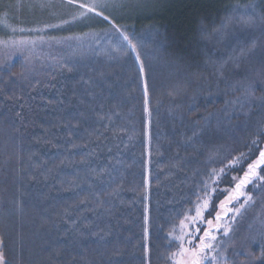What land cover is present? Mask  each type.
<instances>
[{"label": "trees", "instance_id": "obj_1", "mask_svg": "<svg viewBox=\"0 0 264 264\" xmlns=\"http://www.w3.org/2000/svg\"><path fill=\"white\" fill-rule=\"evenodd\" d=\"M120 3L107 13L135 52L117 37L75 62L0 68L8 264H171V234L213 174L264 146V0Z\"/></svg>", "mask_w": 264, "mask_h": 264}, {"label": "rangeland", "instance_id": "obj_2", "mask_svg": "<svg viewBox=\"0 0 264 264\" xmlns=\"http://www.w3.org/2000/svg\"><path fill=\"white\" fill-rule=\"evenodd\" d=\"M146 1L148 0H114L116 6L121 4L120 2L140 5ZM81 2L91 4L93 0H81ZM111 8L114 7L110 6L107 9ZM107 9L104 12L105 15H108ZM80 11L82 10L68 5L66 0H0V21H3L0 22V41L11 39L35 42L34 46L29 44L27 47L15 50V55H11L14 49L0 45V68H7L16 61L21 62L25 69L37 68L38 66L46 68L52 59H63L65 63L75 62L74 60L80 57L83 49L104 39L110 42L119 37L111 27L103 33L99 30H90L85 33L71 34H56L51 30L58 27H47L48 25L61 27L100 19L92 14L82 18L79 15ZM5 13H7L6 17ZM64 21H68V23H63ZM13 28L17 29L15 33L12 31ZM21 28L39 29L41 31L21 32L19 31ZM39 37H43V39L41 40ZM76 55L78 56L73 57ZM258 156L259 152L256 158L252 160L246 162L242 159L237 160L223 171L221 169L213 174L204 196L200 197L193 213L186 215L182 220L184 224L181 225L180 222L171 234V239L178 244L175 253L179 252L181 245V240L177 237L183 236V247L190 249L193 244H199V237L204 235L205 230H210L211 234L216 236V240L213 241L216 251L208 252L209 259L204 261V264H212L211 257L217 252H223L229 264H257L256 262H249V260H255V253L258 254L259 258L261 257L263 243L260 241L264 240V180L258 178L264 176V170L257 169V176H249L248 182L239 189L243 195H238L237 199L230 200L229 198L237 195L236 185L244 179V175L248 171V164L256 160ZM242 162L244 167L240 171H236ZM248 196H251V200L247 199ZM205 201L208 202L207 207H203ZM245 201L247 202L245 203ZM221 202L225 203L224 208L220 207ZM198 205L202 217H198L193 222L191 218L196 216ZM235 208H240V212L236 213ZM217 213L221 216L219 221L215 219ZM243 217H245L244 221H242ZM208 220L213 222L211 229L207 224ZM217 224L221 226L219 229L216 227ZM225 227L229 228L227 236L224 235ZM197 228L200 229L199 232H196ZM189 233H194L196 238L194 239ZM258 238L262 240H258ZM250 239L254 241L253 245L258 243L257 247L255 246L256 252L253 251L255 249L253 245L247 244ZM189 240L192 241L191 244ZM237 253L245 254L248 257L247 260L245 262L238 260L236 258L239 256ZM182 259H186V257L173 255L171 264H178V261Z\"/></svg>", "mask_w": 264, "mask_h": 264}, {"label": "snow or ice", "instance_id": "obj_3", "mask_svg": "<svg viewBox=\"0 0 264 264\" xmlns=\"http://www.w3.org/2000/svg\"><path fill=\"white\" fill-rule=\"evenodd\" d=\"M66 3L68 5H72L77 7L78 9H81L79 15L80 17H87L89 14H92L96 17H99L102 21L107 22L111 25V27L115 30V32L118 34V36L121 39V44H126L128 48H130L133 52L136 50L135 44L132 42V38L127 34L126 31L122 30L121 26H119L114 19H112L110 16L105 15L104 12L107 8L115 7V2L114 0H93L91 4H85L82 3L81 0H66ZM5 17L7 16V13L4 14ZM75 19V17H74ZM254 21V17L250 14L248 18V23H252ZM3 22V21H0ZM63 23H68V21H64ZM47 27L50 28H55L59 27V25H48ZM13 33L17 31V29L13 28L12 29ZM19 31L24 32V31H41L39 29H19ZM39 39H43V37H39ZM29 44H32L34 46L35 42L34 41H26V40H9V41H0V45L4 46H9L12 49H14L13 53L11 55H15V50H19L22 47H27ZM113 51H119V47H116L113 49ZM139 54L137 53L136 55V60L139 61ZM70 70V69H69ZM139 72L141 76L144 74V67L143 64H139ZM144 106H145V112L148 111V104H149V99H148V87L147 83L145 82L144 88ZM253 144H256V141H253ZM259 150V156L256 160H254L252 163L248 164V171L244 175V179L240 181L239 184L236 185L237 189V195L231 196L229 199H237L238 195H243V193L239 192V189L245 185L248 182L249 176H257V169L264 170V149H258ZM243 155V154H241ZM215 171V170H214ZM223 171V169L221 170ZM261 180H264V176H259L258 177ZM207 187V186H205ZM248 200H251V196L247 197ZM247 201H245L246 203ZM208 202L205 201L203 204V207H207ZM221 208L225 207V203L221 202L220 204ZM243 207V205H241ZM234 211L236 213L240 212V208H235ZM198 217H202L200 206L198 205L196 208V216L192 217V221L195 222V220ZM215 219L219 221L221 219V216L219 213L216 214ZM184 222L181 221V225H183ZM207 224L209 226V229H211L213 222L212 220H208ZM217 229H219L221 226L219 224L216 225ZM200 229L197 228L196 232H199ZM229 233V228L225 227L224 228V235L227 236ZM189 235L193 236L195 239V234L194 233H189ZM177 239L181 240V245H180V250L178 253H174L173 255H180L182 257H186V259H182L181 261H178V264H204V261L208 260V252L212 251L215 252L216 248L213 244V241L216 240V236L211 234L210 230H205L204 235L199 237V244H193V246L189 248H184L183 247V236L177 237ZM189 243L191 244L192 241L189 240ZM3 244V241L0 240V245ZM238 255L243 254V253H237ZM261 258H264V245L261 246ZM212 264H229V261L227 258L224 256L223 252H217L216 255L211 257ZM0 264H8L6 256L0 248ZM264 264V262H262Z\"/></svg>", "mask_w": 264, "mask_h": 264}]
</instances>
